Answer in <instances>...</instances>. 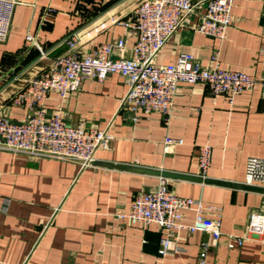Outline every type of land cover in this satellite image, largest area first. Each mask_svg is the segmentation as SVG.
I'll return each instance as SVG.
<instances>
[{
	"label": "crops",
	"instance_id": "1",
	"mask_svg": "<svg viewBox=\"0 0 264 264\" xmlns=\"http://www.w3.org/2000/svg\"><path fill=\"white\" fill-rule=\"evenodd\" d=\"M140 1L18 0L9 36L0 43V115L14 122L22 119L13 96L68 51L65 41L73 35L82 53L124 38L126 48L114 57H129L134 39L117 22L128 19ZM203 12L196 9L169 39L158 62L173 63L185 52L211 68L210 59L218 51L222 69L244 72L258 83L231 102L225 95L213 97L206 85L180 84L165 124L159 114L133 121L121 106L127 87L120 76L85 81L63 102L64 120L70 126L84 123L88 129L108 130L113 140L85 169L69 161L0 152V264H264L262 236L248 237L239 248L227 247L228 236H245L251 213L264 205L263 194L165 179L177 195L213 208L206 217L220 215L221 238L214 244L206 232L174 231L173 248L180 250L161 256L162 234L156 225H131L119 216L128 213L137 194L153 191L162 179L105 166L198 179V148L208 145L211 163L204 179L245 185L247 159L264 157V0H234L223 41L194 31ZM59 104L50 94L48 114ZM167 136L184 143L165 153ZM194 219L195 213L186 211L181 224L191 226ZM203 244L208 251L201 263Z\"/></svg>",
	"mask_w": 264,
	"mask_h": 264
},
{
	"label": "built area",
	"instance_id": "2",
	"mask_svg": "<svg viewBox=\"0 0 264 264\" xmlns=\"http://www.w3.org/2000/svg\"><path fill=\"white\" fill-rule=\"evenodd\" d=\"M234 0H141L128 19L117 22L134 39L129 57H114L126 48L124 38L104 43L89 53L77 48L75 35L66 39L68 51L55 58L37 77L28 81L12 98V103L23 110L20 121L14 122L0 115V152L29 159H49L76 163L81 169L91 167L95 153L107 149L113 140L108 130L88 129L84 123L68 125L63 116V102L77 92L85 81L101 83L109 75L123 78L127 87L121 106L133 116V121L159 114L168 124L174 99L180 84L206 85L213 97L233 98L249 91L258 82L252 76L220 67L218 51L210 61L211 68L202 67L191 53H180L173 63L161 64L158 58L169 39L184 25L198 7L204 12L194 31L223 41L231 25ZM18 0H0V43H5L10 32L12 16ZM26 40L36 47V41ZM264 55V49H261ZM264 88V82L260 83ZM55 94L60 104L48 114L46 100ZM183 140L167 136L164 152L183 145ZM211 148H198V177L206 178L211 163ZM245 185L264 187V157H249L246 161ZM186 211L195 213L191 226L181 224ZM214 211L200 201L177 195L162 179L156 189L137 194L127 214L120 215L131 225H156L162 234L159 254L168 255L173 248V232L186 229L190 233L206 232L215 244L221 238L220 215L206 217ZM245 236H228L227 247L239 248L248 237H264V205L251 213ZM207 244L200 248L199 258L204 263Z\"/></svg>",
	"mask_w": 264,
	"mask_h": 264
},
{
	"label": "water",
	"instance_id": "3",
	"mask_svg": "<svg viewBox=\"0 0 264 264\" xmlns=\"http://www.w3.org/2000/svg\"><path fill=\"white\" fill-rule=\"evenodd\" d=\"M108 168H114L119 170H125L130 171L134 173L149 175V176H155L160 177L161 179H178V180H198L199 182H204L208 184H215V185H222L226 187L236 188V189H243L247 191H253L256 193H260L264 195V188L263 187H255V186H249V185H237V184H230V183H223V182H217V181H207L205 179H194V177H189L185 175H177L162 171H156V170H150V169H143V168H136V167H128V166H121V165H105Z\"/></svg>",
	"mask_w": 264,
	"mask_h": 264
}]
</instances>
